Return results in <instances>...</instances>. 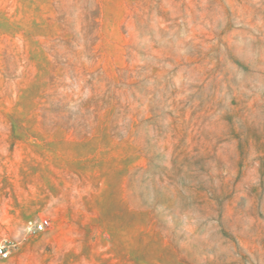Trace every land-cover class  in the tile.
Masks as SVG:
<instances>
[{
  "label": "rangeland",
  "instance_id": "obj_1",
  "mask_svg": "<svg viewBox=\"0 0 264 264\" xmlns=\"http://www.w3.org/2000/svg\"><path fill=\"white\" fill-rule=\"evenodd\" d=\"M0 244L264 264V0H0Z\"/></svg>",
  "mask_w": 264,
  "mask_h": 264
},
{
  "label": "built area",
  "instance_id": "obj_2",
  "mask_svg": "<svg viewBox=\"0 0 264 264\" xmlns=\"http://www.w3.org/2000/svg\"><path fill=\"white\" fill-rule=\"evenodd\" d=\"M48 223V220L46 218L40 219L37 223H34L33 229L35 231H40L42 230L46 224ZM8 249L5 247L4 244H0V256L1 257H6L8 255Z\"/></svg>",
  "mask_w": 264,
  "mask_h": 264
}]
</instances>
